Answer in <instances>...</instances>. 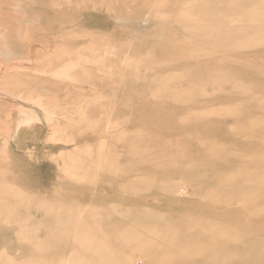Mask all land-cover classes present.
<instances>
[{
    "label": "rangeland",
    "instance_id": "1",
    "mask_svg": "<svg viewBox=\"0 0 264 264\" xmlns=\"http://www.w3.org/2000/svg\"><path fill=\"white\" fill-rule=\"evenodd\" d=\"M73 263L264 264V0H0V264Z\"/></svg>",
    "mask_w": 264,
    "mask_h": 264
},
{
    "label": "bare ground",
    "instance_id": "2",
    "mask_svg": "<svg viewBox=\"0 0 264 264\" xmlns=\"http://www.w3.org/2000/svg\"><path fill=\"white\" fill-rule=\"evenodd\" d=\"M5 47H6V46H5ZM5 52H6V51H5ZM9 55H10V54H9ZM12 56H13V55H12ZM14 56H15V55H14ZM123 61H124V60H123ZM125 62H126V61H125ZM125 62H124V63H125ZM110 69H112V67H111ZM109 107H110V106H109ZM94 134H95V133H94ZM93 137H94V136H93ZM118 141H119V140H118ZM100 147H101V146H100ZM105 148H106V147H105ZM91 150H92V149H91ZM93 150H94V148H93ZM102 150H103V149H102ZM102 150H101V149L98 150V152L101 151V153H99V154H102ZM96 151H97V150H96ZM98 152H97V153H98ZM91 153H92V152H91ZM110 153H111V152H110ZM87 156H89V155H87ZM87 156H86V158H87ZM102 156H103V155H102ZM89 157H90V156H89ZM100 158H101V156L99 157V160H100ZM87 159H90V158H87ZM90 160H91V159H90ZM102 160H103V157H102V159H101L100 161L102 162ZM104 161H105V160H104ZM113 161H114V160H113ZM115 162H116V161H115ZM119 162H120V161H119ZM119 162H118V163H119ZM104 163H105V162H104ZM118 163H117V164H118ZM119 166H120V165H119ZM122 168H123V167H122ZM112 169H113V168H112ZM115 170H116V169H115ZM112 171H114V170H112ZM116 172H117V171H116ZM119 174H120V173H119ZM73 260H74V259H73ZM72 262H74V261H71V263H72ZM75 262H76V261H75ZM217 262H218V261H217ZM68 263H69V262H68ZM219 263H220V262H219ZM73 264H74V263H73ZM217 264H218V263H217Z\"/></svg>",
    "mask_w": 264,
    "mask_h": 264
}]
</instances>
